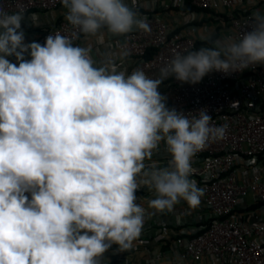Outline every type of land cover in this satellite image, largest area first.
Instances as JSON below:
<instances>
[{
	"label": "clouds",
	"instance_id": "clouds-1",
	"mask_svg": "<svg viewBox=\"0 0 264 264\" xmlns=\"http://www.w3.org/2000/svg\"><path fill=\"white\" fill-rule=\"evenodd\" d=\"M60 3L72 36L50 34L44 44L24 42L22 11H0V264H100L113 244L130 249L144 223L135 195L142 187L154 191L156 212L181 200L198 208L204 191L190 179L192 158L224 139L228 126H213L206 109L166 107L159 86L264 65L261 10L246 22L251 30L176 53L153 79L117 70L124 48L104 52L97 65L91 46L73 43L80 34L150 32L137 0ZM161 142L167 166H146Z\"/></svg>",
	"mask_w": 264,
	"mask_h": 264
},
{
	"label": "built area",
	"instance_id": "built-area-1",
	"mask_svg": "<svg viewBox=\"0 0 264 264\" xmlns=\"http://www.w3.org/2000/svg\"><path fill=\"white\" fill-rule=\"evenodd\" d=\"M172 4H189L205 10L225 8L231 28L226 36L237 37L251 30L245 25L252 13L236 15L235 0H172ZM61 6L60 0H0V11L9 14L22 11L23 16L32 17L36 12H53ZM143 16L151 31L133 30L120 36L114 48L129 52L128 57L134 59L132 71L141 69L156 79L160 68L176 53L195 50V27L178 28L157 13ZM72 32L62 18L44 28L34 41L44 44L50 34L71 37ZM82 36L78 35L73 43L76 45ZM162 84L166 107L191 115L206 109L212 116L213 126H228L224 139L209 143L191 161L190 177L203 189L201 200L211 218L193 234L177 235L169 251L183 261H200L209 255L211 264H264V242L261 240L264 214L258 211L259 205H264V172L252 168L247 179H237L238 159L251 166L264 157V65L228 75L210 72L197 84L182 83L171 77ZM241 202L257 206L248 218L238 209Z\"/></svg>",
	"mask_w": 264,
	"mask_h": 264
},
{
	"label": "crops",
	"instance_id": "crops-1",
	"mask_svg": "<svg viewBox=\"0 0 264 264\" xmlns=\"http://www.w3.org/2000/svg\"><path fill=\"white\" fill-rule=\"evenodd\" d=\"M130 7L131 0H125ZM169 4V7H165ZM135 11L142 16L146 13H157L164 20L177 26L178 28L186 25L195 27L194 36L196 42L206 43L209 39L213 40L222 38L230 33V21L225 8L218 10L205 9H186L184 6H174L172 0H137ZM255 10L264 11V0H235V14L241 16L246 12ZM65 9L61 6L53 12H36L34 16L26 15L21 23V30L24 32V42L31 43L44 30L51 26L54 21L64 18ZM119 37H113L105 33L100 37L82 36L76 44L79 46H91L92 58L97 62L101 60V55L108 51H117L114 48L115 41ZM210 44V45H209ZM204 46H211V42ZM8 59L17 63L15 56ZM25 59L30 56L25 53ZM134 59L127 57L123 62L117 60L116 68L118 71H125L131 74ZM164 86L161 83L159 91L163 93ZM171 159L166 151L163 142L159 145L158 150L153 152L151 160H146V166L155 163L158 167H165ZM254 168L260 172H264V157L253 163V165H245L241 159L237 160V179L244 180L248 178L251 169ZM190 179H192L190 177ZM197 186L200 184L195 179ZM136 203L140 204L145 210L143 228L140 237L133 242L130 249L120 251L118 245L113 244L100 258V264H211V256L205 255L200 261L179 260L169 251L175 245V237L179 234H193L201 226L205 225L211 218L210 214L203 206L202 200L198 208L189 209L188 205L181 200L174 206L172 212H156L149 207V201L155 198L154 191H149L146 187L139 188L135 193ZM257 206L240 203L239 211L245 212L248 218L252 209ZM258 211L264 214V205H259ZM264 242V236L261 238Z\"/></svg>",
	"mask_w": 264,
	"mask_h": 264
},
{
	"label": "trees",
	"instance_id": "trees-1",
	"mask_svg": "<svg viewBox=\"0 0 264 264\" xmlns=\"http://www.w3.org/2000/svg\"><path fill=\"white\" fill-rule=\"evenodd\" d=\"M186 9H197V7H195V6H192V5H189V4H186L185 6H184ZM214 39V37H212L211 39H209L206 43H200V42H196V45H195V50H198L200 47H202V46H204L205 44H208V43H210V40H213ZM210 45V44H209Z\"/></svg>",
	"mask_w": 264,
	"mask_h": 264
},
{
	"label": "rangeland",
	"instance_id": "rangeland-1",
	"mask_svg": "<svg viewBox=\"0 0 264 264\" xmlns=\"http://www.w3.org/2000/svg\"><path fill=\"white\" fill-rule=\"evenodd\" d=\"M28 195H29V199H30V198H31V197H30V194H28ZM105 254H106V253L103 254V257L105 256Z\"/></svg>",
	"mask_w": 264,
	"mask_h": 264
}]
</instances>
